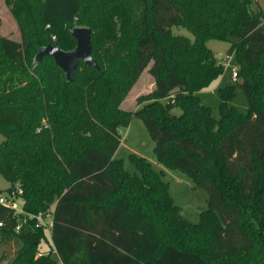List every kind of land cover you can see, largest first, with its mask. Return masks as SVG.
I'll list each match as a JSON object with an SVG mask.
<instances>
[{
  "label": "trees",
  "instance_id": "obj_1",
  "mask_svg": "<svg viewBox=\"0 0 264 264\" xmlns=\"http://www.w3.org/2000/svg\"><path fill=\"white\" fill-rule=\"evenodd\" d=\"M4 3L20 41L0 36V175L4 191L21 189L25 212L52 206L51 241L40 228L15 231L16 215L0 206L8 264H56L53 252L63 264H264V11L251 0ZM75 27L91 30L97 68L80 63L67 81L52 57L34 58L48 45L72 50ZM209 40L230 44L245 114L230 106L233 84L218 89V120L199 100L224 70ZM148 65L153 91L122 110ZM134 116L156 160L207 191L197 224L144 158L130 154L138 174L114 159Z\"/></svg>",
  "mask_w": 264,
  "mask_h": 264
},
{
  "label": "rangeland",
  "instance_id": "obj_2",
  "mask_svg": "<svg viewBox=\"0 0 264 264\" xmlns=\"http://www.w3.org/2000/svg\"><path fill=\"white\" fill-rule=\"evenodd\" d=\"M251 2L252 9H256L259 6L264 11V0H251ZM171 33L188 37L191 40L193 39L192 35L181 27H171ZM0 36L20 41V33L16 22L5 5L4 0H0ZM51 41L53 42L52 37ZM229 45V42L217 40H209L206 43V46L213 52L218 63L223 66L224 70L221 76L197 95L200 102L210 109L211 115L215 120L220 118L218 89L229 84L235 86L234 97L230 102V106L242 114L247 112V102L244 93L238 83L232 79V60H230V64L227 63V50ZM149 67L150 65L143 70L121 102L120 108L122 110L136 111L141 107V104L137 103V98L153 91L154 82L148 73ZM171 114L178 116L180 114L179 108H173ZM120 137V144L114 153V159L122 160L123 168L127 172L138 174L132 165L130 154L144 158L156 172L161 173L163 182L168 186V194L172 203L179 208V214L188 222L197 224L199 222L200 212L207 208V191L202 188H194L191 180L181 171L170 169L156 160L153 152L154 143L140 118L132 117L128 126L120 130ZM2 141L3 136L0 134V142ZM8 187L9 183L0 175V191H4ZM41 248L46 249V245L42 244ZM9 249H0V258L3 257L0 264H8L9 258H7V253L11 254L14 252L13 247ZM52 258L55 259L54 254Z\"/></svg>",
  "mask_w": 264,
  "mask_h": 264
},
{
  "label": "water",
  "instance_id": "obj_3",
  "mask_svg": "<svg viewBox=\"0 0 264 264\" xmlns=\"http://www.w3.org/2000/svg\"><path fill=\"white\" fill-rule=\"evenodd\" d=\"M91 30L85 27H75L71 35L75 39V47L70 51H62L58 47L48 45L38 49L35 62L39 63L44 56L52 57L55 65L65 74L67 81H71L80 63L97 68L91 54Z\"/></svg>",
  "mask_w": 264,
  "mask_h": 264
},
{
  "label": "built area",
  "instance_id": "obj_4",
  "mask_svg": "<svg viewBox=\"0 0 264 264\" xmlns=\"http://www.w3.org/2000/svg\"><path fill=\"white\" fill-rule=\"evenodd\" d=\"M53 41L55 37H52ZM227 63L230 64L231 57L228 56ZM237 69L236 67H232V79L235 81L236 79ZM22 191L17 186L15 189L11 191L0 192V206L8 208L12 211L14 215L17 217V223L15 225V231H20L22 228L32 229L40 228L44 231L45 236L49 241H51L50 232L52 228V206L48 208L46 211L38 213L36 215L29 214L24 211L23 205L24 200L21 197ZM1 226V223H0ZM56 259V264H63L60 259L57 257L55 252H53ZM40 255V254H38Z\"/></svg>",
  "mask_w": 264,
  "mask_h": 264
}]
</instances>
